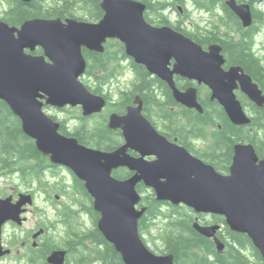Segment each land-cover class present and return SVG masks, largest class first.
Segmentation results:
<instances>
[{"label":"water","instance_id":"95a60500","mask_svg":"<svg viewBox=\"0 0 264 264\" xmlns=\"http://www.w3.org/2000/svg\"><path fill=\"white\" fill-rule=\"evenodd\" d=\"M227 3L245 26L252 24L250 4ZM101 6L105 14L98 22L37 17L13 26L0 20V100L21 119L24 133L35 140L40 152L84 182L100 214L98 228L125 264H175L173 255L155 253L140 235L139 220L146 207H137L142 196L136 186L142 181L161 201L225 216L232 230L250 237L264 260V158L252 143L235 145L230 174L224 175L162 136L143 114L141 102L129 106L125 114H111L109 127L122 129L126 140L112 151L61 133V123L45 111L47 105L81 106L84 116L104 110L106 97L91 91L81 78L88 67L83 49L103 53L108 39L122 41L126 53L166 80L176 100L187 107L203 112L197 89L179 90L174 73L208 85L212 99L225 108L234 124L251 122L235 94L237 80L252 101L264 106L263 90L251 75L241 67L223 68L225 57L219 44L206 51L171 26L152 25L145 18L146 5L138 0H103ZM38 47L43 54H34ZM174 58L172 70L169 64ZM130 150L140 156L131 155ZM147 155L157 159L147 161ZM120 167L136 173L121 180L113 174ZM20 197L16 203L11 197L0 199V228L8 220L22 223V206L33 198L30 194ZM194 227L208 237H216L220 229L218 224L202 225L199 221ZM216 243L223 250L225 243L218 237ZM3 253L0 251V256ZM66 255V250H55L47 260L66 264Z\"/></svg>","mask_w":264,"mask_h":264},{"label":"trees","instance_id":"16d2710c","mask_svg":"<svg viewBox=\"0 0 264 264\" xmlns=\"http://www.w3.org/2000/svg\"><path fill=\"white\" fill-rule=\"evenodd\" d=\"M4 1L8 7L1 20L13 26H20L25 21L37 17H61L63 19L75 17L87 21H99L103 18L100 8L103 0ZM194 1L197 6L210 12L211 15L220 6L226 14L218 20L211 21L212 23L208 24L210 28L207 30L204 29L197 33L190 26L188 31L183 32L198 43L210 41L223 43L229 52L231 61L244 66L247 73L264 87V56L256 51V34H243L238 41L235 37L229 38L216 32V27L241 32L240 21L230 11L228 3L226 4L229 0ZM257 15L264 16L260 13ZM190 22L193 25H199L196 22ZM177 29L180 30V26ZM83 52L88 67L82 80L91 91L109 100L108 113L112 110H125L127 104H131L136 95L140 94L147 101L145 114L153 123H168V128L176 123L181 129L183 138L200 137L205 149L195 151L220 170H228L234 156V146L239 142L253 143L257 152L264 155V137L262 136L264 109L258 108L254 118L251 117L252 122L245 126L234 125L221 105L211 101L209 97L202 102L203 115L188 108L178 111L173 109L177 102L172 92L168 90L167 95L163 97L156 94L153 88V85L157 86L156 79L149 75L145 66L129 59L125 46L116 39L108 40L103 53L85 48ZM34 53L40 55L43 54V50L38 47ZM124 64H128V69L135 75V80L127 84L126 88H119V97L112 102L110 94L105 92V87L110 86L124 73ZM163 93L161 91L162 95ZM148 104L152 111L148 108ZM76 113L74 118L78 120L73 128H70L65 120H59L56 115H52L55 120L60 121L61 133L77 137L80 142L88 146L107 151L116 150L119 143L123 141L122 137L120 138L117 132L109 127L108 115L94 116L99 117L100 120L90 126L87 124L90 118ZM180 122L192 124L190 128L194 130L193 134L185 127H180ZM58 166L50 161L49 156L39 151L35 140L24 133L21 119L13 113L5 101L0 100V178L12 174L27 180L40 178L45 175L48 168ZM113 174L121 180L128 179L130 175L127 169L114 170ZM43 181L41 177L42 187L46 185ZM65 182L64 180L57 181L59 186L54 185L53 190H58L61 194L73 198V202L77 203L73 206L66 205L60 210V219L65 229L63 242L48 235L46 246L42 248L40 257L45 260L47 254L52 251L51 249L56 248L67 250L66 264H125L121 254L112 243L106 240L98 228L100 214L95 210L93 198L88 193L84 182L75 174H73V182L70 186ZM145 193L140 203L141 206H146V212L139 222L140 232L143 236L148 232L155 243L158 241L160 254L173 255L175 264H264L259 249L254 246L250 237L247 234L232 231L224 217L216 215L208 217L210 224L221 223L225 229V237L222 232L218 233L226 245L221 251L217 248L213 238L201 234L194 227L197 216L202 223H206L203 219L204 215H197L184 205L176 206L161 201L153 190ZM76 207L83 209V213L86 212L90 216L93 223L91 228L79 230V224L74 222V218L69 213L70 208Z\"/></svg>","mask_w":264,"mask_h":264},{"label":"flooded vegetation","instance_id":"af4514ba","mask_svg":"<svg viewBox=\"0 0 264 264\" xmlns=\"http://www.w3.org/2000/svg\"><path fill=\"white\" fill-rule=\"evenodd\" d=\"M140 1H142L146 5L145 18L147 19V21L149 23H151L152 25L157 26V27L171 26L172 28H174L175 30H177L179 32H182L183 34H185L183 32L184 30L188 31V29H190V26L192 27V30L194 32H197V33L201 32L204 29L207 30L210 28V26L208 24L212 23L211 21L218 20L222 17V15L226 14L223 7L220 6V7L216 8L215 12L213 11L214 12L213 15L210 14L209 19H206V24H204V25H201V24H199V25H193V24L188 25V23L190 22L189 19L191 17V11L189 8V3L192 4V6H193L191 8L194 10H197L198 12L205 10V9H201V7L199 5L197 6V4H195L194 0H140ZM237 2L239 4H242V3L250 4L251 12H252V19H253L252 25L249 27H245L242 20L239 18V16L229 7L230 11H232V13H234L236 15V17L238 18V20L241 23V27L239 28L241 30V32H239V31L237 32L235 30H233V31L224 30L225 27H221V28L216 27V32H219L222 35H225L226 37H229V38L235 37L238 39V41H240V39L242 38L241 36H243V34H248V33L253 34L254 33V34H256L255 37H257L261 32L260 28H259L260 23L262 24L264 22V16L260 17L257 14H259V13L262 15L264 14V9H263V7H261L264 0H257V1H254V0H241V1L237 0ZM226 4H227V2H226ZM100 8H101L102 14L104 15L105 11L102 8L101 3H100ZM103 15H102V17H103ZM179 26H180V30L177 29ZM117 41H119V40H117ZM119 42L122 43L121 41H119ZM199 44L206 51L209 50L211 45L219 44L222 47L221 52L225 56V63L223 65V68L225 70H229L233 67H241V68H243L244 72L247 73L244 66L231 61V59L229 57V52L227 51V49H225L223 43L216 42V41L215 42L210 41V42H203V43H199ZM129 59H133V58L129 57ZM133 61H135V59H133ZM135 63H137V62L135 61ZM137 64H140V63H137ZM175 64H176V59L174 58L171 60L169 67L173 70ZM239 73H241V71ZM247 74H249V73H247ZM149 75L152 78L156 79V85L157 86L153 85L154 86L153 88L155 89L156 94L158 93L159 96L163 97V96H166L168 93V90H170V92H172V95L175 98L174 90L166 80H164L163 78L159 77L156 74L151 73L150 71H149ZM132 76H133L132 80L127 84H131L135 80V75L132 74ZM173 78H174L175 86L181 91H186L188 88H191V87L196 88L197 92H198L199 102L202 105H203L202 102L207 100V99H205L206 97H209V99L213 102L219 103L217 100L212 99V90L209 88L208 85H206L204 83H199L198 81L189 79L187 77H183L181 74H178V73H174ZM256 82L259 84L260 88L264 92V87L258 81H256ZM237 85L238 86L235 89V94L237 95V98L240 100L241 104L243 105L244 110L249 114V116L254 118L256 110H258V108L264 109V106L257 105L255 102H253L249 98V96L242 90L241 83L238 80H237ZM161 91L164 92L163 95L161 94ZM175 100H176V98H175ZM138 102H141V104L143 106L142 112L145 115V117L153 124V126L156 128V130L162 136H164L169 142L185 148L193 156L203 160L206 164L212 165L220 173H222L224 175L230 174V168L232 166L233 159H232V163L229 166L228 170H220L215 165H213L212 163L206 161L204 158L201 157L202 155H200L197 151H195V150L199 151V150L205 149V147H204L205 145L202 143V139L200 137L193 138V139L183 138L182 133H181V129L178 127V125L176 123L171 124L170 128H168V125H167L168 123H164V122L153 123L145 114L147 101H145L140 96V94L136 95L135 100L131 104H127L125 110H123V111L112 110L107 116L108 117V123H109V118H110L111 113L116 112L119 114H125L127 111V108L129 106L138 105ZM176 102H177V105L175 107H173V109H175V110L180 111V109H182V108H188V109L197 111V113H199L201 115H203V113H204V111L200 112L196 108H189V107L185 106L184 104L178 102L177 100H176ZM221 107L225 110V108L222 105H221ZM148 108L151 110L150 104H148ZM66 109H68V108H65L62 112H64ZM152 109H154L153 106H152ZM225 112H226V110H225ZM226 114H227V112H226ZM92 116H94V115H92ZM227 116H228V114H227ZM228 118H229V116H228ZM229 120H230V118H229ZM263 123H264V121H263ZM234 125L245 126V125H237V124H234ZM179 126L185 127L187 131H190V133H192V131H194L190 128L192 126V124H189L186 122H180ZM113 130L116 131L117 134L119 135V137L120 138L122 137V139H123V141L121 143H119V145L116 147V149H118L122 145L125 144L126 140H125L122 129L118 128V129H113ZM262 136L264 137V133L262 134ZM239 143H251V142H239ZM255 149H256V147H255ZM256 151H257V149H256ZM129 153L135 157L140 156V153L135 151V150H130ZM234 154H235V146H234ZM258 155L261 159L264 158V155H261L259 153H258ZM233 158H234V156H233ZM145 159L147 161H153V160L157 159V156L156 155H147V156H145ZM50 168H48L45 171L46 175L49 174ZM119 169L129 170L130 175L128 178H130L131 176H133L136 173L135 171H132L126 167H120V168H118V170ZM15 176H16V174H12V175L2 176L1 178H2V180H8L10 178H15ZM47 182L48 183L46 184L45 188H42L40 178H38V177L37 178H29L27 180V179L21 178L19 176L18 177V183L12 184V188L10 189L11 190L10 192L0 193L1 199L2 198H8L9 196H11L13 198V202H17L18 199L20 198V195L23 193L32 194L34 199H35L34 205L27 209L28 211L25 214V215H27V220L25 221L24 224L18 225L16 222L8 221L7 223H5L3 225L2 233L0 234V251L4 252V254H2L0 256V264H39V263L48 264L47 258L53 250H56V248L51 249L52 251L47 254L45 260H43L40 257V253H41L42 248H44L46 246L45 245L46 244V238L49 235L48 232L50 230V227L48 226V224H45L47 226V228H46L45 225L42 226L40 222H37L35 224V226L33 228H31L30 230H27L25 228V224L31 218L30 215L39 216V212H40L41 207L38 206V202H37L38 194H40L41 192L45 193L47 188H49V187H51V189H53L54 185L57 186V183L53 180H50ZM136 188H137L138 192H139V190H141L142 193L139 192L141 194H145V192L151 191V190H153L155 192V190L153 188L147 186L143 181L139 182L137 184ZM203 215H204L203 216L204 221H206V223H209L208 217L215 216L216 214H212L209 216H208V214H203ZM216 216H222V215H216ZM222 217H224V216H222ZM8 226L13 227V229L15 231L19 230L20 234L16 235L14 233V234L9 235V237H6V228ZM219 232H222L223 236L225 237V229H223V225H222V228Z\"/></svg>","mask_w":264,"mask_h":264},{"label":"rangeland","instance_id":"374dc122","mask_svg":"<svg viewBox=\"0 0 264 264\" xmlns=\"http://www.w3.org/2000/svg\"><path fill=\"white\" fill-rule=\"evenodd\" d=\"M7 7L8 4L4 0H0V19H2L3 16L5 15L4 13ZM191 7L193 6L192 4L189 3V8L192 13V16L190 17V21L196 22L201 25L206 24V19L210 18V13H208L205 10L198 12L197 10H194ZM261 7H263L264 9V2ZM189 25H191V23ZM259 28L261 32L256 37L255 48L256 51L259 53V55L264 56V22L262 24L260 23ZM123 67H125L124 73L121 74V76H119V78L116 79L110 86L105 87V92H108L110 94L111 96L110 98L112 102L116 101L119 97L118 89L121 87L126 88L127 83H129L133 78L132 73L128 69L129 67L128 64H124ZM45 110L50 115H56L59 120H65L70 128H73L76 124V121L78 120L74 118V116L77 115L76 112H78L79 115H81V111L79 109L78 111H75V109L73 108H69L67 111L64 112L55 110L52 107H47ZM105 113L106 112H104L103 114ZM99 120H100L99 117L90 118L89 120H87V124L92 126L96 121ZM41 177L44 180L43 182L45 184H47V181L50 180H53L55 182L64 180V182L66 181L65 183H72L73 180L72 172L63 166L50 168L49 174L47 175L45 174ZM41 177H40V182H41ZM13 183L16 184L18 183V175H16L15 178H10L8 180H2V178H0V193L10 192ZM57 186H59V184ZM73 201H74L73 198L61 194V192H59L58 190L55 191L51 189V187L47 188L45 193L41 192L40 194H38L37 197L38 206L41 207L39 216L30 215L31 218L25 224V228L27 230H30L35 226L37 222L46 223L50 227L48 234L54 236L56 240L63 242L64 240L63 237L65 236V229L59 214H60V210L63 209L66 205L73 206L75 203H77ZM70 209L71 210L69 211V213L74 218V222L79 224V230H82L84 228L85 229L91 228L93 226L90 216L86 212L83 213V209L78 207L74 209L72 208ZM14 233L16 235H19L20 231L19 230L15 231L11 226H8L6 228V237H9V235ZM144 239L152 250L160 254V248H159L160 243H158V241L155 243L154 240L152 239V236L148 232L144 233Z\"/></svg>","mask_w":264,"mask_h":264}]
</instances>
